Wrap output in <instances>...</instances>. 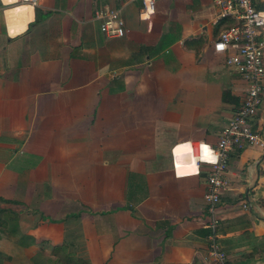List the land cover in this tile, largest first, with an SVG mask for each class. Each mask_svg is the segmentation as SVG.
Returning a JSON list of instances; mask_svg holds the SVG:
<instances>
[{
	"label": "crops",
	"instance_id": "obj_1",
	"mask_svg": "<svg viewBox=\"0 0 264 264\" xmlns=\"http://www.w3.org/2000/svg\"><path fill=\"white\" fill-rule=\"evenodd\" d=\"M102 5L124 36L100 31ZM140 9L0 0V264H218L206 171L176 173L172 150L214 145L241 105L247 83L212 49L235 20L213 0ZM253 128L264 139V82ZM226 174L224 264H264V146L232 151Z\"/></svg>",
	"mask_w": 264,
	"mask_h": 264
},
{
	"label": "built area",
	"instance_id": "obj_2",
	"mask_svg": "<svg viewBox=\"0 0 264 264\" xmlns=\"http://www.w3.org/2000/svg\"><path fill=\"white\" fill-rule=\"evenodd\" d=\"M31 7L37 0H19ZM158 0H141L139 19H149L154 14ZM221 17H230L235 24L223 29L213 41L212 49L225 55L226 64L232 67L247 83L240 107L233 117L223 125L214 145L206 142H189L193 157V170L199 174L206 171V228L209 235V254L218 264H224V254L220 251L213 233L216 227L217 204L222 194L230 190L226 169L232 151L239 152L254 145L264 146L263 135L253 128L255 115L262 102L264 82V0H213ZM99 21L100 31L110 37H122L127 33L125 19L120 9L102 5L94 11ZM178 144L172 150V161L176 173L184 169L176 157ZM185 174H188L186 172Z\"/></svg>",
	"mask_w": 264,
	"mask_h": 264
},
{
	"label": "bare ground",
	"instance_id": "obj_3",
	"mask_svg": "<svg viewBox=\"0 0 264 264\" xmlns=\"http://www.w3.org/2000/svg\"><path fill=\"white\" fill-rule=\"evenodd\" d=\"M187 146V145H186ZM185 148V147H184ZM191 150H189V148L188 149H183V150H181V149H179V151L177 152V155H178V157H179V155H182L181 157H179V163H180V160H181V163L183 162V161H185V164L187 165V166H192L193 167V157L191 156V152H190ZM192 159V160H191ZM184 172H187V171H190V170H192V168H188L187 167V169H182Z\"/></svg>",
	"mask_w": 264,
	"mask_h": 264
},
{
	"label": "trees",
	"instance_id": "obj_4",
	"mask_svg": "<svg viewBox=\"0 0 264 264\" xmlns=\"http://www.w3.org/2000/svg\"><path fill=\"white\" fill-rule=\"evenodd\" d=\"M231 25H233V23L230 24L229 26H231ZM229 26H227V27H229ZM1 201L8 202L7 200H5V199H3V198H0V202H1ZM7 210L9 211V209H7V208L5 209V208H1V207H0V215H1L2 213L6 212ZM1 223H3V222L0 221V225H1Z\"/></svg>",
	"mask_w": 264,
	"mask_h": 264
},
{
	"label": "rangeland",
	"instance_id": "obj_5",
	"mask_svg": "<svg viewBox=\"0 0 264 264\" xmlns=\"http://www.w3.org/2000/svg\"><path fill=\"white\" fill-rule=\"evenodd\" d=\"M262 8L264 9V6Z\"/></svg>",
	"mask_w": 264,
	"mask_h": 264
}]
</instances>
